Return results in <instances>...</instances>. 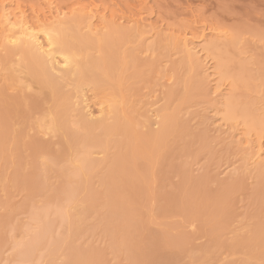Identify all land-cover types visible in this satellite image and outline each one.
I'll return each instance as SVG.
<instances>
[{
  "label": "rangeland",
  "instance_id": "1",
  "mask_svg": "<svg viewBox=\"0 0 264 264\" xmlns=\"http://www.w3.org/2000/svg\"><path fill=\"white\" fill-rule=\"evenodd\" d=\"M13 1L30 18L32 9L54 2L67 13L54 35L64 34L76 60L113 67L97 71L100 87L90 81L76 87L54 73L60 96H68L60 113L77 137L68 151L60 132L43 125L59 120L51 85L0 46V264H66L71 257H84L83 264H264V240L235 244L264 232V134L223 120L218 103L232 83L222 81V97H215L207 80L217 70L214 54L202 53L208 73L197 67L190 74L183 42L184 35L194 38L189 43L199 51L222 43L223 33L236 37L227 52L235 58L233 69L246 71L248 85L239 84V93L263 116L264 0ZM80 8L105 17L95 22L98 32L87 31L85 18L74 12ZM80 38L91 45L80 46ZM191 85L199 93L186 97ZM80 93L94 111L92 121L108 125L92 136L78 125L79 114L85 115ZM115 111L123 126L115 124ZM167 118L172 127L162 136ZM260 147V157L249 162ZM84 152L91 168L80 172L76 203L69 202L61 192L73 181L61 171L78 169ZM60 207L66 216L59 217ZM38 212L44 215L39 220ZM42 221L47 235L32 254L18 257Z\"/></svg>",
  "mask_w": 264,
  "mask_h": 264
},
{
  "label": "bare ground",
  "instance_id": "2",
  "mask_svg": "<svg viewBox=\"0 0 264 264\" xmlns=\"http://www.w3.org/2000/svg\"><path fill=\"white\" fill-rule=\"evenodd\" d=\"M16 4L17 3L13 0H1L0 1V46L6 47L9 55L18 54L19 56H22V58H24V60L27 61L28 68L35 75V77L45 86L48 87L51 85L49 87L50 88V94L53 98V101H56V104L54 105V113L59 116L58 117L59 120L56 121V119H53L49 123L44 122L43 125L48 130H50L52 132H54V131L56 132V130H58V132H60V134H61L60 136H62L63 142L65 144L67 143L66 147H67V150L69 151L71 146L73 145V143L76 142L77 137L75 134L76 132H74L71 128H69L66 125V123H67V121H65L66 115H64L63 113H60L61 110H63V111L66 110V109L64 110V108L68 104L67 105H64V104L67 103L66 101H67L68 96L61 95L62 96V98H61V96H60V85L57 83V80L55 79L56 77L54 78V73H57V74L60 73L63 78L66 77V79L70 78V79L75 80L76 81V87H79L83 83V81H90L91 83H93V84L95 83L97 86L100 87L103 84V80L101 79V77L97 73V71L102 70V68L108 70L107 67L109 66L110 68H112L113 64H110L107 66L106 63L101 62L99 59L90 58L85 65H82L81 63H79L76 60L77 55L71 51L72 49H70L69 45L65 42L64 34L59 32L60 33L59 38L54 35L56 33V31L64 24V20L67 18V13L61 11V9L59 7H57V5L54 2H51V1H47L46 3L44 2V4H45L44 10L41 8H40L41 10L32 9L31 10V13H32L31 18L27 14L26 10L22 9L20 5H16ZM14 5H16V8L14 7L15 9L12 8V6H14ZM74 12H78L81 18H85L86 23H87V26H86L87 31L89 30L90 33L98 32L96 30L99 27L97 28V26L95 25V22L101 21V19L103 20V18H105V17L100 18L99 15L97 13H95L92 9H87V8H80L77 10L74 9ZM217 29L216 28L212 29V31H213L212 33H214V32L216 33ZM203 32H205V31H203ZM223 34H221L223 36H220L221 37L220 39H222V38L224 39L222 43L216 42V41L215 42H209L205 46H203L202 49L199 51L196 50V47H192L191 44L189 43L190 39H194V38H190V37L184 35L183 42H184L185 52H186L187 56L189 57V59H188L189 63L187 64V67L189 68V72L191 74L192 72H195L196 69H198V68H201L205 72L210 71V67H208L209 61H207V56L202 55V53H203V51H207V52L214 54V56L217 60V68H216L217 70L214 71L215 73L209 74L207 77V80H209V78L211 79V80H209V83L211 85L213 83V85H214V92L212 94L217 98L220 96L222 97V91L225 87V84L222 83V81L224 82V81L228 80V81H230V83H232L231 92H229V94H227L225 97H223L222 101H219L221 103H218L219 105L221 104L219 109H218V112L222 115V118L225 122L241 121L249 129H255L256 131L260 132L261 134H264V119L261 118L263 113L262 114L259 113V115H261V116H258L255 113V111L257 110L259 112L260 110L255 108V111H254L252 108L254 103L252 104L251 101L243 100L244 95L242 93H239V90H238V85L243 84L247 81V78L245 76L246 71L242 67L240 69L235 68V70H234L233 69V67H234L233 62L235 61L234 60L235 58L233 57L234 59H232L231 54L229 55V53L227 52V51H229L227 49V47L229 46V43L234 42V40H237V39H235L236 37H234V39H233L228 32L223 33ZM231 39H233V41H231ZM91 43H92L91 40H89L87 38H80V46L81 45L88 46V45H91ZM108 43L109 42L107 39L106 45H105L106 47H108L107 46ZM231 44H233V43H230V45ZM107 54L108 53H106L105 49H103L104 59L107 56ZM102 60H103V58H102ZM102 65H103V67H102ZM240 66H242V63ZM212 70H214V69H212ZM217 75H219L220 77L217 78ZM247 76H248V73H247ZM249 79H251V78H249ZM202 83L204 84L203 80H202ZM202 83H201V81L198 83L199 88H202ZM246 83H245V85H248ZM190 84H191V82H190ZM193 86L194 85L187 87V89H190V90L186 94L187 95L186 97H188L190 94L192 97V95L195 94L196 91H197V93H199L198 86L195 85V87L192 88ZM81 95H83V93ZM195 95H193V96H195ZM85 96L86 95H83V98H82L83 104L87 101ZM60 100H61V102H60ZM53 104H54V102H53ZM62 104H63V106H65L64 108L62 107ZM83 104H81V105L83 107L82 109H83L85 115L82 114L83 112H81L79 114L78 125H79L80 129L82 128L84 133L87 132L86 134L89 133L90 136H92L91 134L95 129H97V130L98 129H102V130L106 129L108 125L105 124V121H100L102 119H100L97 122H94L95 120L92 121V119L95 118L94 117L95 115L93 113L94 111L92 112L90 110V108L88 106L89 104L88 105L87 104L83 105ZM75 106H76V104H75ZM78 107H79V105H78ZM99 107H101V106H99ZM102 112H104V111H102ZM115 114H116L115 115V124H116L119 121H121V119L117 115L118 111H115ZM262 117H264V115ZM169 121L172 122L170 120V118H167V120H166L167 123H165L166 125L164 124V127H166V128L163 127L164 128L163 132H161V134L163 133L162 136H165L166 133L170 132V128L172 127L171 126L172 123L170 124ZM64 122H66V123H64ZM122 124H124V123H122ZM121 125L119 122V127ZM114 126L115 125H113V128H114ZM111 128H112V126H111ZM116 128H118V127H116ZM124 131H126V130H123V132ZM108 132H109V130H108ZM127 133H129V132L126 131V134ZM90 136H89V138H91ZM126 136H124V137H126ZM159 136H161V135H159ZM160 138H162V137H160ZM121 141H124V140H121ZM80 142H82V141L80 140ZM248 142L250 143L251 139H249ZM95 143L97 144V142H95ZM127 144H129V141ZM92 145H93V142H92ZM103 146L104 145H102V148H103ZM88 147H89V145H88ZM253 149H255L254 146H253ZM67 150L65 152H67ZM260 151H261V147L255 152L253 157H251L248 161L249 162L253 161L255 159L254 157H256V156L260 157V155H259ZM89 155H88V152L87 153L84 152L83 157L79 161L80 166L78 167V169H69V170L67 169L68 170L67 172H66V170L61 171V175H63L64 177H67V179H70L73 181V185L72 186L70 185V188L68 185L67 189H64L61 192V194L64 195V199H66L69 202L72 201L73 198L75 200L76 194L74 195V193L75 192L77 193V190L81 189V188H79V186L81 185V183H79L80 180H77L78 176H80L79 175L80 172L81 171L83 172V170H86V169L88 170L91 168L90 165L92 164V160L90 159L91 157H89ZM120 161H122V160H120ZM252 163L246 164V167H248V166L250 167V164H252ZM259 164H261V162ZM93 166H94V164L92 165V168H94ZM260 167L263 168L264 163H262ZM221 175H222V172H221ZM86 176L88 177V174ZM260 177L263 178V181H264V172L261 173ZM82 180H83V178L81 179V181ZM84 181H85V179H84ZM86 181H87V179H86ZM86 181L84 182V184L86 183ZM83 186L84 185L82 182V187ZM85 187H88V186H86V184H85L83 189ZM84 192H86V191H84ZM84 192L82 193L83 196H81L82 195L81 194L80 197L79 196L78 197L79 198L84 197V195H85ZM260 193H261V191L259 192V194ZM84 198H83V200H84ZM75 201H72V202H75ZM79 201H81V200H79ZM85 207L86 206L84 205V208ZM61 209L62 208L60 207L59 210H61ZM61 211L62 212L58 211L59 217L62 216L61 214H64V212H63L64 210L62 209ZM41 213H43V212H41ZM41 213L36 214L35 218L38 220L41 219V217L44 216V215H41ZM42 224H43L42 230L39 231L34 236L33 240H31V242L26 243L24 245L25 249L23 251H21L20 254H18V257H23L22 255H24V257H25L28 254L27 252H29L28 255H30V253L32 254V252L34 251L33 247H35L41 240H43L45 235H47L48 228H47V226H44L45 224L43 221H42ZM254 240H257L258 242L260 240H264V232L259 231V232L255 233L254 237L248 240L249 242L241 240L240 242L238 241L235 244L244 245V243H245V244L249 245V243L254 241ZM62 242L63 241H61V244H62ZM57 244H58V242H57ZM216 245H219V244H216ZM57 247H59V246H57ZM23 253H25L26 255ZM49 253H51V250ZM53 253H51L50 257H49L50 263L54 259ZM69 256H70V254H69ZM157 257H158V255H157ZM79 258H81V257H73V258L71 257L70 259H68V261H67L68 263H66V264H83L85 261L83 259L84 257H82V259H79ZM155 259H153V261Z\"/></svg>",
  "mask_w": 264,
  "mask_h": 264
}]
</instances>
